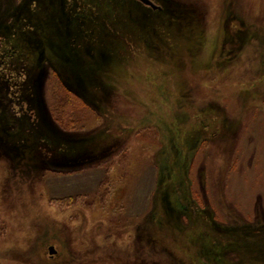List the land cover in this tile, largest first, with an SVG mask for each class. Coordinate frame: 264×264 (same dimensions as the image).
<instances>
[{
	"label": "rangeland",
	"instance_id": "rangeland-1",
	"mask_svg": "<svg viewBox=\"0 0 264 264\" xmlns=\"http://www.w3.org/2000/svg\"><path fill=\"white\" fill-rule=\"evenodd\" d=\"M22 1L0 264H264V0Z\"/></svg>",
	"mask_w": 264,
	"mask_h": 264
},
{
	"label": "flooded vegetation",
	"instance_id": "flooded-vegetation-1",
	"mask_svg": "<svg viewBox=\"0 0 264 264\" xmlns=\"http://www.w3.org/2000/svg\"><path fill=\"white\" fill-rule=\"evenodd\" d=\"M152 1L160 7L155 9L152 6L148 5L149 7H151L153 10H159V11L164 10V7L161 4L157 3L155 0ZM141 2L144 3L143 1ZM25 3L26 0H23L22 2H20V6L21 7L24 6ZM14 54H17V49L15 48V45H8L7 48H4L2 51H0V83L2 77L5 79V82L7 83V86H1L0 84V92L1 90H3V96L0 94V100L5 98V93L7 92L11 96V99L9 100H7L6 98L4 99V102L7 104L6 108H10L15 104V105H22L25 107V109L31 110V102H32L31 86H32V72H33L32 57H31L32 55L30 56L31 53L28 54L27 55L28 61H26L25 59H23L26 58L25 53L24 55L18 54L20 60L17 61L16 58L14 57ZM16 61L19 62L20 65L23 64L24 66L23 71L22 70H19V72L15 71L16 67L18 66ZM263 80L264 79H262V81ZM19 97L25 98L23 99V102H21L20 100L19 101L14 100V98H19ZM4 111L7 110L4 109ZM8 117L10 118L11 116L8 115ZM12 119H14L15 121L19 120L21 122L26 120V118L15 119L13 117Z\"/></svg>",
	"mask_w": 264,
	"mask_h": 264
},
{
	"label": "water",
	"instance_id": "water-1",
	"mask_svg": "<svg viewBox=\"0 0 264 264\" xmlns=\"http://www.w3.org/2000/svg\"><path fill=\"white\" fill-rule=\"evenodd\" d=\"M141 1H143L147 5L152 6L155 9L160 7L157 4H155L152 0H141ZM50 252H51V254H55L56 251L53 247H51Z\"/></svg>",
	"mask_w": 264,
	"mask_h": 264
},
{
	"label": "trees",
	"instance_id": "trees-1",
	"mask_svg": "<svg viewBox=\"0 0 264 264\" xmlns=\"http://www.w3.org/2000/svg\"><path fill=\"white\" fill-rule=\"evenodd\" d=\"M66 103H67V102H66ZM68 103H70V102H68ZM68 103H67V104H68ZM67 104H66V105H67ZM67 107H68V105L63 107V109H64L63 112H64V113H66V111H67V110H66Z\"/></svg>",
	"mask_w": 264,
	"mask_h": 264
}]
</instances>
